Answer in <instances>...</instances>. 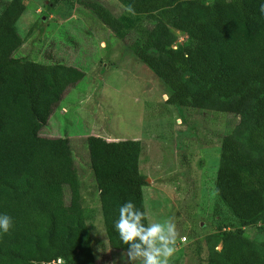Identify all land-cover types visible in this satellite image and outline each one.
<instances>
[{
	"label": "trees",
	"instance_id": "16d2710c",
	"mask_svg": "<svg viewBox=\"0 0 264 264\" xmlns=\"http://www.w3.org/2000/svg\"><path fill=\"white\" fill-rule=\"evenodd\" d=\"M54 6L59 0H47ZM115 16L97 1L84 3L116 37L124 39L145 19L154 29L131 42L133 53L169 88L166 102L241 115L245 143L225 135L215 193L236 220L233 229L218 224L221 249L207 254L209 264H264V249L244 235V227L264 228V14L261 0H117ZM25 0H0V214L11 218L0 233V264H96L91 218L80 191L68 137L40 131L46 119L42 99L56 101L65 84L62 64L45 69L17 51L24 38L16 23ZM186 35L173 48L176 36ZM43 71L41 75H43ZM69 81V80H68ZM49 92L45 94L44 89ZM98 191L108 246L126 252L113 222L131 201L145 211L139 172L140 141L84 138ZM74 194L65 196V187ZM142 223L148 224L147 219ZM185 237V236H184ZM198 252L200 246H197Z\"/></svg>",
	"mask_w": 264,
	"mask_h": 264
},
{
	"label": "rangeland",
	"instance_id": "374dc122",
	"mask_svg": "<svg viewBox=\"0 0 264 264\" xmlns=\"http://www.w3.org/2000/svg\"><path fill=\"white\" fill-rule=\"evenodd\" d=\"M80 1L59 0L49 6L47 0H25V10L16 23L24 38L17 55L39 67L38 87L45 69L57 63L67 69L56 101L43 96L46 123L40 132L70 140L80 191L91 215L88 225L96 264H127V260L126 252L108 246L84 143L90 134L140 141L139 172L146 181L142 198L147 223L174 224L177 251L170 264H209L207 254L212 248L221 249V242L207 236L215 233L218 224L231 229L237 226L219 201L214 180L222 137L230 135L245 143L241 115L222 112L214 104L192 108L166 102L168 86L130 47L154 29L152 22L145 19L119 39ZM95 1L115 16L124 10L117 0H83ZM169 29L176 36L172 44L176 48L187 37ZM73 194L66 186V198ZM244 235L264 249V228L258 223L244 227Z\"/></svg>",
	"mask_w": 264,
	"mask_h": 264
},
{
	"label": "clouds",
	"instance_id": "9594fccd",
	"mask_svg": "<svg viewBox=\"0 0 264 264\" xmlns=\"http://www.w3.org/2000/svg\"><path fill=\"white\" fill-rule=\"evenodd\" d=\"M260 12L264 14V0H261ZM146 219V212L135 207L131 201L119 207L113 228L120 242L127 246V264H170L177 251L174 224L170 221L142 223ZM10 227L11 218L0 214V233H7ZM216 250H220L219 246Z\"/></svg>",
	"mask_w": 264,
	"mask_h": 264
},
{
	"label": "built area",
	"instance_id": "2783aa9c",
	"mask_svg": "<svg viewBox=\"0 0 264 264\" xmlns=\"http://www.w3.org/2000/svg\"><path fill=\"white\" fill-rule=\"evenodd\" d=\"M185 239H186V238H185L184 236H182V237H181V240H182V241H184ZM58 260H60V258H59V259H57L56 261H58ZM56 261H55V262H53V263H54V264H56Z\"/></svg>",
	"mask_w": 264,
	"mask_h": 264
}]
</instances>
